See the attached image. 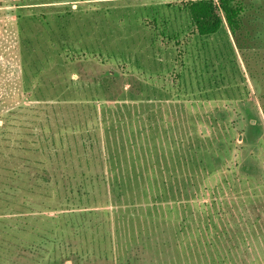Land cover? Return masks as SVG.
I'll use <instances>...</instances> for the list:
<instances>
[{
    "label": "rangeland",
    "instance_id": "obj_1",
    "mask_svg": "<svg viewBox=\"0 0 264 264\" xmlns=\"http://www.w3.org/2000/svg\"><path fill=\"white\" fill-rule=\"evenodd\" d=\"M185 1L0 0V264H264L262 55Z\"/></svg>",
    "mask_w": 264,
    "mask_h": 264
},
{
    "label": "trees",
    "instance_id": "obj_2",
    "mask_svg": "<svg viewBox=\"0 0 264 264\" xmlns=\"http://www.w3.org/2000/svg\"><path fill=\"white\" fill-rule=\"evenodd\" d=\"M182 9L186 11L190 24L197 35L201 37L215 35L221 30L223 25L226 24L230 32L236 37L237 43L241 48L245 60L248 62L253 57H261L262 55L261 60L264 62V54L261 53L262 51L264 53V50H251L253 46L248 44L249 40H251V38L253 37L251 35L252 31L250 29L247 28L248 32L249 30L251 31L249 35H246L245 33L246 21L244 19V12L246 10V5L243 0H187L182 3ZM50 16H52L56 20V24L59 26L60 31L65 33V26L67 25V23L70 22L73 18L75 19L78 16H82V11H79V13H77L76 11H66L63 13L51 15L47 13L17 15V17L19 18L18 24L20 25L21 30L25 29L26 24L33 22H39L42 27H48L47 29L49 30V26H51V21L49 19ZM24 41L28 42L26 45L33 44L31 39H24ZM65 46L66 45L64 44L61 45V49L65 50ZM65 51H67V49ZM25 90L27 92L29 91L27 87L25 88ZM105 111H107V108L104 109V112ZM114 113H116V111ZM110 134L111 139H113V131ZM45 140L48 139L45 138ZM108 142L109 141H107V145ZM117 154L118 153H116L115 151L110 150H108L105 154L106 160L109 165V171L111 173L110 177H112L114 171L113 163L117 160ZM121 171L123 173L122 169Z\"/></svg>",
    "mask_w": 264,
    "mask_h": 264
}]
</instances>
